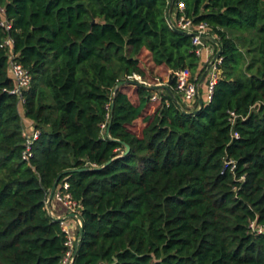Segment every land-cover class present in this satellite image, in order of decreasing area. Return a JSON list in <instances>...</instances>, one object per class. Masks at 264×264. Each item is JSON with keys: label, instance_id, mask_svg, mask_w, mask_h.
<instances>
[{"label": "trees", "instance_id": "1", "mask_svg": "<svg viewBox=\"0 0 264 264\" xmlns=\"http://www.w3.org/2000/svg\"><path fill=\"white\" fill-rule=\"evenodd\" d=\"M178 1L219 47L201 107L133 78L202 71L169 0H0V264H62L45 208L59 175L82 222L72 264H264L250 228L264 226V0H174L171 13ZM7 37L30 75L23 102Z\"/></svg>", "mask_w": 264, "mask_h": 264}, {"label": "built area", "instance_id": "2", "mask_svg": "<svg viewBox=\"0 0 264 264\" xmlns=\"http://www.w3.org/2000/svg\"><path fill=\"white\" fill-rule=\"evenodd\" d=\"M170 4V0H169ZM173 4V3H172ZM172 8V5H171ZM170 8V9H171ZM168 10V22L170 26L174 29L180 30L188 35L191 36V42L192 45L195 47V53L199 57L201 55V51L204 48V39H216V36L211 34L209 32V25L207 22L200 21L195 22L192 17H188L184 14V3L182 1H178L175 5V8L173 12L171 13V10ZM3 11V9H1ZM176 13H179V15L176 16ZM172 14V18L170 15ZM1 25L6 29L9 30L11 28V24L3 20L1 21ZM214 43L217 46V42ZM13 40L10 37H7L3 40L1 46L7 49V55L9 58V69L11 74L13 75L16 86L10 91L11 93L17 94L20 101L23 102V99L21 97V91L23 89H26L29 87L30 84V75L28 71L17 61L14 60L15 54L13 53L12 49ZM219 51L216 49V52L211 54L209 57H207L203 73L201 75L202 78L206 77V81L208 82L207 85V96H206V102L210 101L211 94L213 91V87L215 83L217 82L218 75L220 70L218 69V65L221 62V58L219 55L216 56V53ZM173 76V85L171 86L174 88L175 92L179 94L187 103H192L195 100L199 102L200 100V90L199 85L201 78L196 77L192 79L191 73L188 69H181L176 71ZM133 78L145 85L150 86L146 82L142 81L139 76L133 75ZM168 80V76L163 82H158L153 85L157 84H166ZM152 98H155L153 96ZM237 114L234 111H228V121L230 122V125L233 126L236 119ZM232 137H238V133L236 131L231 132ZM38 137V131L33 130L27 133V139L25 141V151L23 152V157L25 159H28L30 155V147L32 142ZM225 167H229L230 171H233L235 169V162L231 159L225 161ZM70 185L69 182L66 180H62L57 183V186L53 192L52 198L48 201L46 198L45 201V208L48 211V214L52 216L53 218H56L60 222L61 230L64 232L66 236L65 240V246L67 247L64 256L61 260L62 264H72L73 258L72 254L74 251L75 243L78 240V235L75 233L72 229V226L66 222V219L63 217H55L52 213L50 202L51 200L56 201L60 204V206L65 210L68 214H74L73 217L75 218L76 222V228L79 229V225L81 223V220L79 218V204L78 202L73 199L70 191H69ZM47 202V205H46ZM250 228L252 231H255L257 233L264 232V226L262 225H256L254 221L250 223Z\"/></svg>", "mask_w": 264, "mask_h": 264}, {"label": "crops", "instance_id": "3", "mask_svg": "<svg viewBox=\"0 0 264 264\" xmlns=\"http://www.w3.org/2000/svg\"><path fill=\"white\" fill-rule=\"evenodd\" d=\"M214 40L216 39L206 40L207 44L204 43V48L202 49L201 55L199 56L200 66L202 68L201 73L198 75V77L201 78L199 90H200V97H204L205 100L207 96L206 77L202 78L201 75L203 73L204 64H205L207 57H209L211 54L216 52L217 47H215L213 44ZM50 207L55 217H61V218L64 217L66 219V222L72 226L73 231L77 233L78 229L76 228V222L73 216L66 213L65 210L60 206V204L54 200H51Z\"/></svg>", "mask_w": 264, "mask_h": 264}, {"label": "water", "instance_id": "4", "mask_svg": "<svg viewBox=\"0 0 264 264\" xmlns=\"http://www.w3.org/2000/svg\"><path fill=\"white\" fill-rule=\"evenodd\" d=\"M173 1H174V0H170V4H169V6H168V10L171 8V5H172ZM217 55H219V51L216 53V56H217ZM125 83H126L125 81H120V82H118L117 85H116V87H115V89H118L119 87H121V86H122L123 84H125ZM137 83H138V84L145 85V84H143V83H141V82H139V81H137ZM172 83H173V76H172V72H170V73L168 74V80H167V83H166V84H157V85H150V86L145 85V86H148V87L153 88V89L162 88V89H165L166 91H168L170 94L173 95V92H172V90H171V85H172ZM207 83H208V82L206 81V84H207ZM199 105H200V107L202 106V101H201V100H199ZM111 106H112V104H111ZM107 132H108V128H107ZM128 150H129V147L126 146V151H128ZM84 169H85V168H84ZM66 172H69V171H66ZM60 176H61V175H59V176L56 177V179H55V181H54L52 187L50 188V191H49V194H48V197H47V200H48V201L52 198L53 192H54V190H55V188H56V186H57V183L59 182ZM46 205H47V202H46ZM73 215H74V214H71V216H73ZM79 218H80V217H79ZM54 219H56V218H54ZM81 236H82V222H81L80 225H79L78 240H77L76 243H75L74 251H73V254H72V258H73V259H74V257H75L76 250H77V247H78L79 240H80Z\"/></svg>", "mask_w": 264, "mask_h": 264}, {"label": "rangeland", "instance_id": "5", "mask_svg": "<svg viewBox=\"0 0 264 264\" xmlns=\"http://www.w3.org/2000/svg\"><path fill=\"white\" fill-rule=\"evenodd\" d=\"M204 43L207 44L206 39H204ZM161 72L163 73V77H164V76H165L164 74L166 73V70H162ZM166 77H167V76H165L164 78L166 79ZM165 79H164V80H165ZM131 91H132V87H129V94H130V95H131V93H132ZM131 97H132V99L135 98L134 96H131ZM180 99L183 101L182 97H180Z\"/></svg>", "mask_w": 264, "mask_h": 264}]
</instances>
